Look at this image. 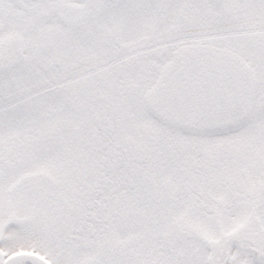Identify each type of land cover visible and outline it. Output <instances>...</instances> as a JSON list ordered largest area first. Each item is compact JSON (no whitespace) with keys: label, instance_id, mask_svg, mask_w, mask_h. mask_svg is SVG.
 <instances>
[{"label":"snow or ice","instance_id":"obj_1","mask_svg":"<svg viewBox=\"0 0 264 264\" xmlns=\"http://www.w3.org/2000/svg\"><path fill=\"white\" fill-rule=\"evenodd\" d=\"M0 264H264V0H0Z\"/></svg>","mask_w":264,"mask_h":264}]
</instances>
